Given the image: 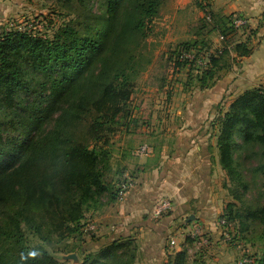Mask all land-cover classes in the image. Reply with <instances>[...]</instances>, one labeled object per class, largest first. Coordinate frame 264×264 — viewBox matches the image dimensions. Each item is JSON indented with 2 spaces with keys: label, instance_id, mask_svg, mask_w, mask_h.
Returning <instances> with one entry per match:
<instances>
[{
  "label": "trees",
  "instance_id": "trees-1",
  "mask_svg": "<svg viewBox=\"0 0 264 264\" xmlns=\"http://www.w3.org/2000/svg\"><path fill=\"white\" fill-rule=\"evenodd\" d=\"M57 1L72 12L77 6L87 7V0ZM99 2L104 11L91 13L82 28L67 22L52 37L33 29H13L0 36V264H61L46 250L27 244L23 224L38 233L43 227L50 229L55 219L64 224L69 217L78 223L84 217L83 204L98 202L110 189L99 168L101 153L72 128L76 120L78 124L87 122L84 136L99 139L102 128L111 130L110 123H116L120 103L131 97L129 78L124 70L109 74L107 67L99 72L93 67L115 29L120 32L113 53L130 46L131 40L138 44L147 24L159 13L162 0ZM232 16L211 10L205 14L206 20L223 27L224 39L227 34L242 36L231 25ZM226 47L238 57L253 50L249 38ZM231 67V60L213 67L201 76L200 88L212 87ZM81 88V96L66 108L74 90ZM222 115L217 142L222 167L243 190L248 189L236 158L240 153L257 161L252 173L263 182L261 204L246 214L229 204L225 218L241 217L240 234L245 221L260 227L264 243V93L259 86L244 91ZM117 196L118 190L111 193V201ZM136 258L132 239L121 237L86 254L81 264H135ZM188 260L183 248L170 254L167 263L211 264L202 257L192 263ZM251 264H264V250Z\"/></svg>",
  "mask_w": 264,
  "mask_h": 264
},
{
  "label": "rangeland",
  "instance_id": "rangeland-1",
  "mask_svg": "<svg viewBox=\"0 0 264 264\" xmlns=\"http://www.w3.org/2000/svg\"><path fill=\"white\" fill-rule=\"evenodd\" d=\"M99 1L87 0V7L77 6L72 12L62 8L57 0H0V36L13 29H33L36 34L52 37L67 22L82 28L88 24L85 23V18L91 16V13L99 15L104 11ZM206 4L201 0H162L159 13L147 24L145 35L138 44L136 40H131L130 46L127 48L122 46L116 53H113L116 48L114 42L120 31L118 28L113 31L108 48L102 52L93 70L99 72L103 67H107L109 74L124 70L129 78L128 88L131 97L126 103H120L122 111L117 116L116 123H110L111 130L108 127L102 128L99 139L84 136L87 122L78 124L76 120L74 123L77 125L72 128L76 136L83 137L82 140L86 139V144L90 148L95 147L98 153H101L99 168L103 171V180L110 189L99 197L98 202L89 200L83 204L84 217L78 223L71 222L69 217L64 224L55 219L50 229L43 227L38 233L23 224L30 247L46 250L61 264H81L86 254L96 252L115 239L121 238L119 232L112 236H100L98 230L92 232L88 225L95 223L98 229V223L93 217L99 211L112 207L111 193L118 190L122 181L135 178L133 170H152L153 165L159 162L161 145L170 128L167 120L174 117L176 105L179 103L180 110L182 104L187 101L190 103L199 101L203 97L202 91L191 92L200 88L201 76L215 66L227 65L228 60H231L229 49L231 47H226V44H235L237 41L247 39L246 36L238 34L234 36L227 34L225 39L222 38L223 27L205 18L206 12L210 10L209 3ZM194 51L197 60H201L202 63L191 61L189 54H193ZM131 53L133 57L129 59ZM74 92L75 94L64 105L68 109L70 103L74 104L73 99L81 96L83 88ZM218 105L217 120L226 112L225 105L221 103ZM164 119L165 123L160 126V121L163 122ZM218 127L219 135V122ZM237 141L241 142L239 136ZM143 147L150 149V152L141 153ZM154 150L156 155L149 157ZM236 158L241 162L239 169L243 171L249 188L243 190L222 167L226 174L222 176L224 178L222 187L227 195L219 215V224L220 219L227 216L229 204H235L232 206L233 209H237L240 214H246L247 210L262 203L260 191L263 182L256 179L252 173L257 161L245 159L240 153L236 154ZM158 204L156 203L155 207ZM172 210L159 217L154 215L153 210L152 217L158 220L169 215ZM240 220V216L235 220H226L228 225L223 232H227V236L223 237L225 236V243L234 254L227 264H236L235 261L242 256L240 252L254 261L264 250V243L260 240V227L245 221L242 225L244 231L240 234L237 230L240 227ZM197 224L198 222L194 220L182 222L179 225V229H182L181 242L171 245L174 233L179 230L176 229L167 238L166 247L172 254L177 252L180 246L182 249L185 248L190 263L201 257L211 263L210 238L207 237V233L203 236L196 235V228L200 226ZM127 237L136 245L137 261L140 245L136 238ZM72 253L77 254L78 260L65 259L64 256ZM167 261L165 264H168Z\"/></svg>",
  "mask_w": 264,
  "mask_h": 264
},
{
  "label": "crops",
  "instance_id": "crops-1",
  "mask_svg": "<svg viewBox=\"0 0 264 264\" xmlns=\"http://www.w3.org/2000/svg\"><path fill=\"white\" fill-rule=\"evenodd\" d=\"M209 9L223 16L241 13L249 17L252 31L246 37L253 50L243 57L231 51L232 67L225 69L212 87L191 92L202 91L199 101H187L180 110L179 103L176 105L174 117L167 120L170 128L161 145L159 162L152 170H133L135 187L123 200L113 201L109 210L103 209L93 217L100 236L119 232L120 237L137 239L140 255L135 264H165L172 254L166 247L167 238L191 215L210 238L211 264H227L234 257L223 237L227 236L223 232L226 228L218 220L227 194L222 187L226 174L219 160L216 114L219 103L226 111L237 96L264 81V0H209ZM165 121L161 120L160 126ZM155 155L154 150L149 157ZM165 200L173 210L154 220L156 203ZM180 231L172 237L178 243L182 239Z\"/></svg>",
  "mask_w": 264,
  "mask_h": 264
},
{
  "label": "built area",
  "instance_id": "built-area-1",
  "mask_svg": "<svg viewBox=\"0 0 264 264\" xmlns=\"http://www.w3.org/2000/svg\"><path fill=\"white\" fill-rule=\"evenodd\" d=\"M203 3H207L208 5L209 0H201ZM210 18V16H208ZM231 25L238 30L243 36H248L252 31L251 21L249 17L246 15H243L241 13H233ZM223 38V37H222ZM189 57L192 58L191 61H195L196 63H202L201 60H197V54L194 51L193 54H189ZM202 59V58H201ZM203 61V60H202ZM259 87L261 89V92L264 93V81L259 84ZM148 151L147 147H143L141 153H145ZM136 181L134 179H129L122 181L118 186V196L117 200L121 201L123 200L126 195L135 187ZM171 209V203L167 200L159 202V204L154 209V215L159 217L166 211ZM220 225L224 228L227 227L228 222L226 221V218L220 219ZM89 226V229L92 230V232H96L97 230V224L91 223ZM196 235H202L203 236V229L202 226H198L196 228ZM206 240H208L206 238ZM176 240H171V245H175ZM253 259L249 258L246 254L242 253V256L236 261V264H251L253 263Z\"/></svg>",
  "mask_w": 264,
  "mask_h": 264
},
{
  "label": "water",
  "instance_id": "water-1",
  "mask_svg": "<svg viewBox=\"0 0 264 264\" xmlns=\"http://www.w3.org/2000/svg\"><path fill=\"white\" fill-rule=\"evenodd\" d=\"M193 219H194V215H191V216L189 217V220L192 221ZM64 257H65V259H74V260H78L77 254H75V253L68 254V255H66V256H64Z\"/></svg>",
  "mask_w": 264,
  "mask_h": 264
}]
</instances>
